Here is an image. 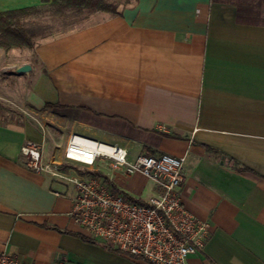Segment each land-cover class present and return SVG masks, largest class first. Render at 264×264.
Instances as JSON below:
<instances>
[{
    "label": "crops",
    "instance_id": "1",
    "mask_svg": "<svg viewBox=\"0 0 264 264\" xmlns=\"http://www.w3.org/2000/svg\"><path fill=\"white\" fill-rule=\"evenodd\" d=\"M29 6L43 4L0 0V11ZM118 6L120 16L97 11L37 42L34 58L0 60V72L29 76L36 64L49 79L43 92L0 100V250L39 264H150L92 237L70 214L72 186L23 162L33 140L45 162L71 165L62 159L77 135L124 148L129 161L184 157V203L210 228L188 264H264V0ZM22 64L31 68L19 73ZM25 109L36 122L2 119ZM49 112L57 140L40 120ZM102 172L131 196L157 193L140 172Z\"/></svg>",
    "mask_w": 264,
    "mask_h": 264
},
{
    "label": "built area",
    "instance_id": "2",
    "mask_svg": "<svg viewBox=\"0 0 264 264\" xmlns=\"http://www.w3.org/2000/svg\"><path fill=\"white\" fill-rule=\"evenodd\" d=\"M78 138L95 141L71 136L64 151L67 162L91 165L105 157L113 169L125 176L140 172L149 177L157 193L144 203L113 193L96 176H86L72 167L61 169L62 163L45 162L41 144L33 140L21 145L20 154L34 172L72 186L75 195L70 214L92 237L150 264H188L187 258L203 246L210 228L207 221L198 219L184 203L181 193L184 157L164 152L158 156L139 155L129 161L124 148L113 146L112 153L101 152ZM0 264L39 263L22 261L0 250Z\"/></svg>",
    "mask_w": 264,
    "mask_h": 264
},
{
    "label": "trees",
    "instance_id": "3",
    "mask_svg": "<svg viewBox=\"0 0 264 264\" xmlns=\"http://www.w3.org/2000/svg\"><path fill=\"white\" fill-rule=\"evenodd\" d=\"M41 2L43 6L40 7L29 6L0 11V50H3L4 52H8L15 48H28L34 50L37 46L36 38L46 37V34L44 33L50 28V26L47 24L36 23L34 21H26L25 17L30 14L47 12L52 18L64 20L73 16L74 21L86 20L92 13L97 11L108 13L113 16L122 15V10H120L118 4L111 0H41ZM68 166L69 164L67 163L59 165L61 169H65ZM79 171L86 176H96L102 179L113 193L121 194L133 201L145 202V200L131 196L125 192L113 180H111L109 176L99 169H86ZM100 243L112 248L104 242Z\"/></svg>",
    "mask_w": 264,
    "mask_h": 264
},
{
    "label": "rangeland",
    "instance_id": "4",
    "mask_svg": "<svg viewBox=\"0 0 264 264\" xmlns=\"http://www.w3.org/2000/svg\"><path fill=\"white\" fill-rule=\"evenodd\" d=\"M114 1L116 3H118L120 6L123 5L124 0H111ZM102 13V12H101ZM26 21L30 22V21H34L36 23H40V24H47L50 26V28L48 30H46V32L44 34H46V37H37L36 38V42H40L43 41V39L53 36L54 34H58V33H63L67 30V28L69 27L67 24H83L84 20H77L74 21V17H69L68 19L64 20V19H55L52 18V16L50 14H48L47 12H43L41 14H30L28 16L25 17ZM35 52L34 50L31 51L28 48H15V49H11L8 52H4L2 50H0V60L1 59H6L7 61L10 60H16L19 58H25L28 56H31L32 58H34L33 53ZM4 67L2 68V71L0 72V100L3 103H6L7 100H9L8 97L14 98L15 100L21 95V93L25 90L28 89L30 87H35L38 91L43 92V86L45 85H49V79L47 78V76L44 74L42 68L39 65L34 64L33 68H32V73L29 76H24V75H17L16 74V67ZM10 87V89L7 88ZM13 100V99H12ZM8 104V103H7ZM8 108V107H7ZM25 112H20V111H15L16 114H9L6 113L5 110L3 111V116L6 115V117L2 118L3 120H19L22 121L23 118H28V119H32L35 121L36 117L39 115H36V113L30 111L29 109H25ZM2 112V111H0ZM21 114V115H20ZM36 115V116H35ZM12 118V119H10ZM57 118L56 116H53L52 114H47L45 119H40L41 121L44 120V129L47 130V133L49 134L50 137H53L54 134H56V131L58 130L55 126V124H57ZM53 120V123H52ZM57 120V121H56ZM36 122V121H35ZM58 136L53 137V139L57 140ZM65 158L63 157L62 162H64ZM106 162V163H104ZM105 166H104V164ZM73 164V165H72ZM70 167H72L73 169H75L76 171L78 170H86V169H100L104 172L106 171H112L114 170L110 165H109V159L105 158V157H100L98 158L93 164L88 165V164H83L80 162H72L71 165H69ZM77 166V167H75ZM104 167V168H102ZM149 184L146 186V189L143 192V195H148L150 194L149 191ZM110 245V244H109ZM112 247V249L114 248V246L110 245ZM117 249V248H115ZM119 250V249H118Z\"/></svg>",
    "mask_w": 264,
    "mask_h": 264
},
{
    "label": "bare ground",
    "instance_id": "5",
    "mask_svg": "<svg viewBox=\"0 0 264 264\" xmlns=\"http://www.w3.org/2000/svg\"><path fill=\"white\" fill-rule=\"evenodd\" d=\"M80 142H82L84 145H90L91 147H95L98 151L106 152V153H112L114 151V148L112 145H109L105 142H95V141H88L81 138H78ZM83 157V156H81ZM88 162V161H86Z\"/></svg>",
    "mask_w": 264,
    "mask_h": 264
},
{
    "label": "water",
    "instance_id": "6",
    "mask_svg": "<svg viewBox=\"0 0 264 264\" xmlns=\"http://www.w3.org/2000/svg\"><path fill=\"white\" fill-rule=\"evenodd\" d=\"M31 68V66L29 64H22L21 66H19L17 68V72L22 73V72H26Z\"/></svg>",
    "mask_w": 264,
    "mask_h": 264
}]
</instances>
